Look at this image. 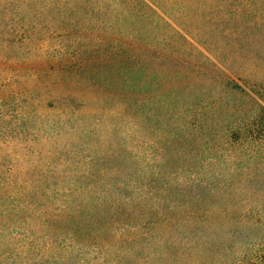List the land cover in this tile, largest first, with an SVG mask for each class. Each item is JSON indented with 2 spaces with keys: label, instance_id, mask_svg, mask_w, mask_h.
<instances>
[{
  "label": "trees",
  "instance_id": "trees-1",
  "mask_svg": "<svg viewBox=\"0 0 264 264\" xmlns=\"http://www.w3.org/2000/svg\"><path fill=\"white\" fill-rule=\"evenodd\" d=\"M73 4L89 24L75 60L52 64L60 82L49 98L62 115L105 110L117 129L136 130L123 136L112 183L40 192L51 210L37 219L48 230L41 246L17 231L40 208L37 190L0 183V264H211L220 248L221 264H264V0ZM152 129L166 154L128 141ZM81 131L92 134L88 122ZM212 150L230 153L228 173L204 158ZM177 161L199 172L164 169Z\"/></svg>",
  "mask_w": 264,
  "mask_h": 264
},
{
  "label": "rangeland",
  "instance_id": "rangeland-1",
  "mask_svg": "<svg viewBox=\"0 0 264 264\" xmlns=\"http://www.w3.org/2000/svg\"><path fill=\"white\" fill-rule=\"evenodd\" d=\"M73 1L68 4V1L62 0H0V183L37 190L34 199L40 208L37 210L34 205L32 212L27 210V224H21L17 231L27 233V236L32 233L31 239L39 237L36 240L38 246H41L48 231L40 225L38 216L46 208L51 212L40 192L112 183L109 171L121 165L115 154L121 152L123 136L127 130H136L132 124L117 129L119 119L105 110L93 114L89 121L81 112L72 117L62 115L58 104L48 96L57 85L53 83L60 82L57 68L52 64L75 60L72 57L77 55L72 52L82 45L80 34L89 24L88 17L76 12L81 6L73 4ZM220 60L224 62L222 67L229 69L227 74L230 75L231 69L235 78L249 80L248 71L243 69L245 66L238 65L237 68L222 57ZM253 73L250 70V75ZM68 79L71 81L72 78ZM252 80L250 76L249 83ZM261 82L264 85L263 79ZM78 103V100L74 101L75 105ZM87 122L92 134L84 136L81 129L86 127ZM146 133L149 132L135 131L128 141L142 150L149 144L151 151L166 154L161 147L159 150L153 144V141L160 140L157 133L152 129L153 135L150 133L149 138ZM214 151L203 153L204 158L209 160V157L215 156L217 161L210 162L213 169L217 167L221 169L220 173H228L230 153L220 155ZM164 169L181 175L186 174L187 169L199 172L197 166H186L180 161L165 165ZM219 201L221 208L230 203V199ZM16 226L10 224L7 229ZM50 237L55 238L54 234ZM220 252V255L225 254L222 248ZM220 255L217 256V250H213L211 264H221ZM136 262L132 264H144ZM161 264L182 263L166 259Z\"/></svg>",
  "mask_w": 264,
  "mask_h": 264
}]
</instances>
